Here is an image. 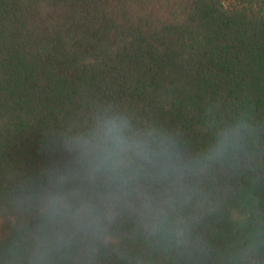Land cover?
<instances>
[{
	"label": "trees",
	"instance_id": "1",
	"mask_svg": "<svg viewBox=\"0 0 264 264\" xmlns=\"http://www.w3.org/2000/svg\"><path fill=\"white\" fill-rule=\"evenodd\" d=\"M109 103L187 156L243 125L234 150L185 178L170 212L183 236L149 233L124 205L107 214L103 185L65 149ZM52 191L106 218L91 234L50 225L43 264H264V0H0V264H34Z\"/></svg>",
	"mask_w": 264,
	"mask_h": 264
},
{
	"label": "clouds",
	"instance_id": "2",
	"mask_svg": "<svg viewBox=\"0 0 264 264\" xmlns=\"http://www.w3.org/2000/svg\"><path fill=\"white\" fill-rule=\"evenodd\" d=\"M242 124L221 129L215 143L195 156L185 155L167 130L140 125L126 109L101 104L88 122L69 129L63 136L65 149L74 154L77 170L89 182L101 183L107 214L115 205L130 208L151 234L175 233L183 236L185 225L170 219L177 198L185 191V178L203 172L209 163L222 159L237 146ZM153 185H166L168 195L154 194ZM106 218L95 202L65 191L49 192L44 198V223L35 248L34 264H43L46 230L63 224L72 231L94 233ZM57 244H68L70 234L56 232Z\"/></svg>",
	"mask_w": 264,
	"mask_h": 264
}]
</instances>
